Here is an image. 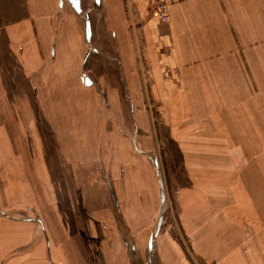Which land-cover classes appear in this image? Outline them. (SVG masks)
Listing matches in <instances>:
<instances>
[{
    "label": "crops",
    "instance_id": "0c3cea01",
    "mask_svg": "<svg viewBox=\"0 0 264 264\" xmlns=\"http://www.w3.org/2000/svg\"><path fill=\"white\" fill-rule=\"evenodd\" d=\"M152 1L79 0V15L83 13L82 5L85 10L94 7L91 16V10L85 11L90 21L88 50L85 34L79 24H74L77 19L65 13V1L0 0V109L6 117L13 116V124H21V107L10 111L7 105L11 98L25 97L19 84L27 83L26 68L33 72L48 65L54 72L49 73V82L65 84L59 88L64 93L72 88L83 99L107 96L110 105L117 108L109 114L123 115L128 131L134 132L136 161L147 165V176L152 180L155 172L145 145L153 142L151 130L153 133L155 127L142 116H161L169 133L177 131L183 163L191 173L187 176L192 179L193 193L186 187L179 190L180 215L184 216V228L180 224V229L195 247L197 259L213 264H264V206H201L203 192L195 183L210 178L216 184L207 191L209 201L217 200L223 193L221 189L230 190L228 178L234 171L242 183L250 179L251 173L258 178L261 175L263 179L253 184L264 188L261 158L249 162L216 155L206 159L198 152V147L209 144L245 148L255 138L264 139V0H168L169 21L165 24L153 16ZM83 76L91 85L85 86ZM112 77H116L118 86ZM69 81L72 85L67 87ZM80 109L88 117L79 124L81 142L74 133L71 143L66 144L78 149L86 146L88 139L97 153L100 146L97 159L95 155L90 159L72 158L74 162L97 163L104 152H113L122 143L117 136L124 137L123 129L119 119H114L117 123L107 122L102 115L107 112L100 108L86 106L68 113L72 115ZM95 113L103 118L96 120ZM196 115L200 116L199 124L193 120L189 124L179 122ZM132 119L137 122L133 129ZM183 126L186 127L181 131ZM4 152L7 157V150ZM243 154L244 151L240 153ZM229 155L233 156V151ZM132 167L130 175L138 177L137 169ZM3 173L12 177L7 180V192L12 194L16 186L14 169L3 165ZM56 180L51 184L60 188L64 182ZM53 187L50 199L42 201L41 207L45 208L40 215L45 222L59 227L65 225L63 212L69 208L59 203ZM76 189L81 203L73 206V211H86L85 242L75 238V245H71L67 234L51 235L47 250L30 220L0 219V264H93L97 260L105 264L103 254L93 250L99 242L96 244L90 237L94 227L91 220L96 225V220H104V213L98 214L104 206H116L114 199L119 206V195L116 190L111 193L97 185L96 194L91 196V189L79 181ZM241 189L249 199V187ZM31 190L37 198L43 195L42 190ZM73 193L76 194L74 190ZM61 196L64 198V193ZM156 197L155 206H160L157 192ZM98 229L103 233L100 226ZM180 252L173 241L160 238L155 259L157 264H173L171 260L174 264H191L187 257L179 256Z\"/></svg>",
    "mask_w": 264,
    "mask_h": 264
},
{
    "label": "rangeland",
    "instance_id": "374dc122",
    "mask_svg": "<svg viewBox=\"0 0 264 264\" xmlns=\"http://www.w3.org/2000/svg\"><path fill=\"white\" fill-rule=\"evenodd\" d=\"M62 1H65V13L73 15L77 19V23L74 24H79L81 32L85 34V11L91 10V16L94 7L85 10L82 5L83 13L79 15L75 14L67 0ZM83 4L87 6V1H83ZM68 18L73 17L68 16ZM28 70L29 68H26L27 83L21 84L20 82L19 84V86L22 85L21 91L26 92L25 97L22 99L11 98L12 102L7 105L10 111H14L18 105L21 107L23 112L19 116L21 124H13V116L6 117L3 114V109H0V219L30 220L36 226L37 233L41 235V243L47 245V250L51 245V235L67 234L71 236L68 238L71 245H75V238L85 242L88 237L84 231L87 225V219L84 217L86 211L79 209L73 211V206H79L81 203L76 189L77 181L81 182L83 187L91 189V196L96 194L97 185H100L111 193L116 190L120 198L119 206L114 199L112 203L115 202L116 206H104V211L98 214L100 216L104 213V220H96L97 225L94 220H91L94 227L90 237L96 241V244L99 242L93 247V250L103 254L105 264H157L155 248H157L160 238L173 241L179 248V252L181 251L179 256L187 257L191 264H213L212 261L206 259L202 261L197 259L194 254L195 247L180 229V224L182 227L184 226L182 223L184 216L180 215L179 190L186 187L193 193V184L190 181L192 179H188L187 176L191 173H187L185 169L184 154L177 142V136H175L177 131L174 132V135L169 133L163 125L161 116H157V114L142 116L145 122L147 120L149 125L153 122L155 127L153 133L151 130L153 142L149 146L145 145L148 150L147 154L150 155L148 157L151 162H149L155 172L152 180L147 176V165L142 161L138 164L136 161L138 155L134 154L135 148L132 146L134 132L128 131L123 115L109 114L111 111H117V108L110 105L107 96H99V98L87 96L83 99L81 93L73 91L72 88L68 93H64L59 88L65 84L49 82L51 79L49 73L54 72L45 64L33 72ZM78 77L76 84L79 85ZM112 80L115 82L116 77H112ZM69 84L72 85L70 81L66 82L67 87H70ZM114 84L118 86V82ZM29 91L31 96H28ZM262 96L264 99L263 91ZM86 106L100 108L105 113L107 112L102 115L106 116L109 123L115 121L117 123V120L114 119H119V124L123 129L124 137L117 136L122 140V143H119L113 152H104L97 163L74 162L72 158L90 159L95 155L94 158L97 159L100 146L97 153V150L91 147L93 146L92 142L88 139L85 141L86 146L78 147V149L66 144L71 143L74 133H78L79 142H81L83 132L79 124L82 118H88L82 109L76 110L72 115L68 112L71 113L74 108H85ZM102 115L95 113L96 120L102 119ZM190 120L199 124L200 116L184 117L179 122L189 124ZM132 121L131 129L137 123L133 119ZM95 127H97V123H95ZM185 127L183 126L180 130L183 131ZM137 128L140 127L137 125ZM67 132H69V138H67ZM251 133L254 134L253 131ZM255 139L251 141L249 147L245 148L244 146L243 148H229L225 143H215L216 145L209 144L198 147V152L201 158L206 159L222 155L225 159L229 157L235 160L243 158L250 162L261 158L264 161V139ZM112 141H115L113 137ZM120 145L121 147H119ZM4 149L7 150V157ZM232 151L234 157L229 155H232ZM242 151L244 154L240 155ZM8 157L11 161L7 159ZM113 159L114 162L111 163ZM3 165L12 167L16 174L13 179L16 186L12 194L7 192L9 187L7 180L12 177L8 173H3ZM251 165L254 166L253 163ZM131 166L137 169L138 177L130 175V172H133ZM251 169L257 170V168ZM257 178V174L251 173L250 179L242 183L239 174L234 171L228 178L231 181L229 182L230 190L221 189L223 193L216 197L217 200L211 201H209L207 191L216 184L210 178L198 180L195 182L197 189H201L203 192L201 206H208L209 203L216 206H264V197L262 196L264 188L259 189L253 184L256 180L263 178L261 175ZM53 180L62 181L64 184L60 188L53 187L54 184H51ZM244 186L249 187V199L241 194V187ZM52 187L53 195L58 197L59 203L69 208V211L63 212L65 225L59 227L45 222L43 216L40 215L41 210L45 208V206L41 207L43 206L42 201L50 199ZM31 189L37 193L42 190L43 195L37 198ZM73 190L76 194L73 193ZM156 192L160 206H155L157 203ZM61 193H64V198ZM98 226L103 233H99ZM28 230H26L27 234ZM99 261L97 260L93 264H101ZM171 263L174 264L175 261L171 260Z\"/></svg>",
    "mask_w": 264,
    "mask_h": 264
},
{
    "label": "built area",
    "instance_id": "2783aa9c",
    "mask_svg": "<svg viewBox=\"0 0 264 264\" xmlns=\"http://www.w3.org/2000/svg\"><path fill=\"white\" fill-rule=\"evenodd\" d=\"M152 13L159 23H167L169 21L168 0H153Z\"/></svg>",
    "mask_w": 264,
    "mask_h": 264
},
{
    "label": "water",
    "instance_id": "95a60500",
    "mask_svg": "<svg viewBox=\"0 0 264 264\" xmlns=\"http://www.w3.org/2000/svg\"><path fill=\"white\" fill-rule=\"evenodd\" d=\"M67 1L70 3L71 7L73 8V10L77 14L81 13L79 0H67ZM85 20H86V24H85V38H86V44H87V49H88V47H89V37H90V23H89L87 15H85ZM83 83L85 84V86L91 85V81L87 77H84V76H83Z\"/></svg>",
    "mask_w": 264,
    "mask_h": 264
}]
</instances>
